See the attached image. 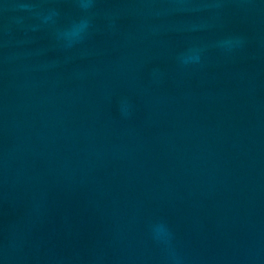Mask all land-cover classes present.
I'll return each mask as SVG.
<instances>
[{"label": "water", "instance_id": "obj_1", "mask_svg": "<svg viewBox=\"0 0 264 264\" xmlns=\"http://www.w3.org/2000/svg\"><path fill=\"white\" fill-rule=\"evenodd\" d=\"M0 264H264V0H0Z\"/></svg>", "mask_w": 264, "mask_h": 264}, {"label": "clouds", "instance_id": "obj_2", "mask_svg": "<svg viewBox=\"0 0 264 264\" xmlns=\"http://www.w3.org/2000/svg\"><path fill=\"white\" fill-rule=\"evenodd\" d=\"M95 0H77V4L80 9L87 13L93 6ZM22 7L28 8L29 6L23 5ZM58 15L55 10H50L49 13L42 17L45 23L49 21H53V18ZM91 27V18L83 17L78 21H74L68 28L64 29L58 34V38L64 39L68 42V46H72V44L80 42L87 35L88 30ZM199 56L196 54L186 55L181 58L182 63L188 64L190 62H198ZM154 238L162 244H169L171 241V232L167 229V227L163 224L157 225L154 228Z\"/></svg>", "mask_w": 264, "mask_h": 264}]
</instances>
